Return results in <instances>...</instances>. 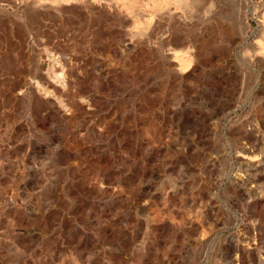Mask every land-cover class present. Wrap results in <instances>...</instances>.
I'll return each instance as SVG.
<instances>
[{
  "label": "rangeland",
  "instance_id": "rangeland-1",
  "mask_svg": "<svg viewBox=\"0 0 264 264\" xmlns=\"http://www.w3.org/2000/svg\"><path fill=\"white\" fill-rule=\"evenodd\" d=\"M27 1L0 15L57 0ZM86 1L56 10L83 29L74 61L34 39L0 58V264H264V0H103L111 16ZM108 31L132 48L104 50L100 74L88 56Z\"/></svg>",
  "mask_w": 264,
  "mask_h": 264
},
{
  "label": "bare ground",
  "instance_id": "bare-ground-1",
  "mask_svg": "<svg viewBox=\"0 0 264 264\" xmlns=\"http://www.w3.org/2000/svg\"><path fill=\"white\" fill-rule=\"evenodd\" d=\"M2 2L4 1V3L5 2H8V3H10L12 6H14V7H18V6H23V7H28L29 5V2L27 1V0H23V1H19V2H17V0H1ZM0 1V2H1ZM97 1V0H96ZM96 1H89V0H87L86 1V4H87V6L92 10V11H94V12H98L99 14L100 13H103V12H105V13H107L106 15H109V16H111V14H110V12L108 13L106 10H108V11H110V9L108 8V6L109 7H111V5H110V3L109 2H107V1H103V2H96ZM168 1H170V2H172V1H176V0H168ZM33 2H35L34 0H33ZM178 2V1H177ZM180 2H183V0L181 1L180 0ZM8 3H6V4H8ZM31 3L32 2H30V6H31ZM38 3V2H37ZM78 4V3H81V2H79V0H57L55 3H54V7L53 8H45V11L44 12H41L39 9H36V10H30L29 12H27L28 14H27V23H25V24H22L21 23V21H19V20H17L16 18L14 19H11V18H9L8 16H5V14H4V16H2V15H0L1 17H0V58H1V56H3V54L5 55L6 53H8L9 51H11V50H14V49H19V50H21L24 46L26 47V44H27V42L30 40V39H34V40H36V42H37V48H43V47H45L46 45H51V46H53V47H57V48H59V52H61L62 54L64 53L65 55H69V58L70 59H72L73 61L76 59V58H78L77 56L76 57H74V55L72 54V53H70V45H71V43L73 42V40L75 41V39L74 38H76L75 36H76V34L78 33V32H80V31H82V30H80V28H79V26H77V25H75V24H70V23H63L62 22V20L58 17V14L56 13V10H60V11H64V12H66L67 10H65V7L66 6H68V4ZM167 3V2H166ZM176 3V2H175ZM46 4V3H45ZM177 4V3H176ZM181 4H184V3H181ZM173 5V4H172ZM34 6V5H33ZM50 6V5H49ZM70 6V5H69ZM72 6V5H71ZM175 6V5H174ZM185 6V5H184ZM35 7V6H34ZM87 7V8H88ZM29 8H31V7H29ZM42 8V7H41ZM63 8V9H62ZM86 8V9H87ZM44 9V8H43ZM67 9V8H66ZM71 9H73V8H71ZM77 9V8H76ZM23 10H24V8H23ZM78 10H80V9H78ZM161 10V9H160ZM171 9H169V11H170ZM71 11V10H70ZM75 11V15L76 16H78V18H79V20L80 21H82V17H81V14H80V12H78L77 10H74ZM167 9H166V7H165V9L162 11V12H160V13H157L158 14V16H157V14H156V16L158 17V20H157V23H160L161 21H164V22H166V20H169V18L171 17V13L169 12ZM91 12V11H90ZM73 12L71 11V14H72ZM2 14V13H1ZM63 14V13H62ZM192 16V15H191ZM11 17V16H10ZM74 17V16H73ZM76 18V17H75ZM122 18V17H121ZM24 19V18H23ZM110 19V18H109ZM65 20V19H64ZM75 20V19H74ZM94 20V19H93ZM92 20V21H93ZM114 20V19H113ZM25 21V20H24ZM86 21H88V19H86ZM96 21V20H95ZM115 21V20H114ZM160 21V22H159ZM65 22V21H64ZM77 22H78V20H77ZM76 23V22H75ZM92 23V22H91ZM85 24V23H84ZM107 24V23H106ZM29 25V28L27 27ZM115 24H113V26H114ZM112 26V27H113ZM120 26V25H119ZM27 27V28H26ZM157 26H152V25H147L146 27H144L142 30H141V37H143V38H147V37H149V36H151L152 34H153V32H154V29L156 28ZM90 28L91 29H94V25L93 24H91L90 25ZM114 28V27H113ZM121 28H123V27H121ZM121 28H118V29H121ZM111 30V29H110ZM116 30V29H115ZM114 30V31H115ZM86 31V30H85ZM114 31H108L107 32V34H105V32H103L104 34L101 36V34L99 35V38L96 40L97 42H95L94 44H93V48H92V51L91 52H89L90 53V55L88 56L89 57V61H90V67L93 69V70H95L96 71V73H100V74H102L103 72H105V68H106V65H105V61L107 60L108 61V58H106V56L105 57H103V55H102V52L104 51V50H106V51H110V53H111V56H112V60H114V59H119L120 57H121V55H123V54H125V53H129L130 52V49L132 48V38H130L129 36V34H127L126 32L124 33H118V35L114 32ZM84 32V31H83ZM88 33V32H87ZM83 34V33H82ZM79 35V34H78ZM80 35H81V33H80ZM84 35V34H83ZM88 36V35H87ZM106 36V38H104ZM80 37V36H79ZM137 37V36H136ZM78 38V37H77ZM83 38V37H82ZM104 38V39H103ZM95 39V38H94ZM77 41V40H76ZM81 41V40H80ZM31 43V42H30ZM33 43H34V41H33ZM133 44H135V42L133 43ZM31 45V44H30ZM92 46V45H91ZM72 47V46H71ZM27 48H29V47H27ZM34 48V47H33ZM36 48V47H35ZM34 48V49H35ZM79 48V47H78ZM24 49V48H23ZM51 49V48H50ZM54 49V48H53ZM52 49V50H53ZM77 49V48H76ZM47 50H49V48H47ZM46 50V51H47ZM87 50V49H86ZM32 51V50H31ZM40 51H41V49H40ZM132 51H133V49H132ZM131 51V52H132ZM17 52H18V50H17ZM23 52H24V50H23ZM42 52V51H41ZM50 52V51H49ZM58 52V53H59ZM76 52V51H75ZM177 52V51H176ZM188 54H192V52L191 51H189V50H187L186 51ZM14 53H15V51H14ZM21 53V52H20ZM19 53V54H20ZM27 53V52H26ZM45 53V52H44ZM9 54V53H8ZM18 54V53H17ZM16 55L15 54V56H20V55ZM31 54H33V53H31ZM36 56H37V59H34V58H31V62L33 63V64H36V61L37 62H39L40 63V65L42 66L43 64H44V60H43V56H42V53H40L39 51H38V53L36 52ZM169 54V55H168ZM167 55V57H169V59H167V60H174V58L176 57V54L177 53H175V52H169ZM107 55V54H106ZM26 56V55H25ZM29 56H30V54H29ZM28 56V57H29ZM32 56H34V55H32ZM47 56V55H46ZM109 56V55H108ZM110 56V57H111ZM191 56V55H190ZM21 57H22V55H21ZM60 57H62V55L60 56ZM13 58H15L14 56H13ZM24 58V60H26V61H28L27 60V58H25V57H23ZM48 58V57H47ZM65 58V57H64ZM7 59V58H6ZM84 59V58H83ZM16 60V59H15ZM18 60H20L18 63H16V61H15V63L16 64H20V62L22 61L21 59H18ZM46 60H48V59H46ZM62 60H64V59H62ZM85 60V59H84ZM192 60V59H191ZM69 61V60H68ZM29 62H30V60H29ZM28 62V63H29ZM46 62V61H45ZM70 62V61H69ZM10 63V62H9ZM14 63V64H15ZM48 63V62H47ZM76 63V62H75ZM108 63V62H107ZM222 63V62H221ZM114 64V63H113ZM17 65V66H18ZM48 65V64H47ZM117 65V64H116ZM175 65V64H174ZM24 67L25 66V64H24V66L23 65H19V67ZM27 66V65H26ZM176 66V65H175ZM113 67V66H112ZM11 68V67H10ZM9 68V69H10ZM29 68V67H28ZM8 69V70H9ZM33 69H34V67H33ZM92 69H90V70H92ZM110 70H111V68H109ZM109 69H107V70H109ZM15 70H17L16 68H15ZM42 69H40L39 70V72L41 71ZM175 71H174V76L176 77H181L184 73H185V71L183 70V69H181V67L179 68L178 67V69H174ZM27 71H29V70H27ZM30 71H32L31 70V68H30ZM43 71V70H42ZM9 72V71H8ZM11 72V71H10ZM33 72H35V71H33ZM32 72V73H33ZM110 72V71H109ZM114 72V71H113ZM113 72H112V74H113ZM15 73V72H14ZM23 73H26V71L25 72H23ZM37 73H38V71H37ZM36 73V74H37ZM43 73V72H42ZM12 74H13V72H12ZM17 74V73H16ZM34 74V73H33ZM33 74H31V75H33ZM45 74V73H44ZM26 76V75H25ZM27 76H28V74H27ZM29 76H30V74H29ZM37 76H38V74H37ZM20 77V76H19ZM23 77H24V75H23ZM32 77V76H31ZM43 77H45V75L43 76ZM30 78V77H29ZM34 78V77H33ZM46 78V77H45ZM185 78V77H184ZM42 79V78H41ZM47 79H48V77H47ZM27 80H29V79H27ZM31 80H32V78H31ZM37 80V79H36ZM36 80H34V81H36ZM42 80H44V79H42ZM41 81V80H40ZM24 82H28V84H29V87H28V90L29 89H31V90H34V92H35V90H37V84H35L33 81H24ZM38 82V84H39V81H37ZM44 82H46V81H44ZM51 82H53V81H51ZM47 83V82H46ZM41 84V86H43L42 84V82L40 83ZM54 84H55V82H54ZM27 85V83L25 84V83H23V85H20V87L17 89V91L18 92H16V93H5V95H4V98H5V100H7L10 104H12V103H23V96H22V94L24 93L23 92V90L26 88L25 86ZM51 85V84H50ZM63 85V84H62ZM19 86V85H18ZM46 86V85H45ZM49 86V85H48ZM48 86L46 87L47 89H48ZM59 86V85H58ZM64 86V85H63ZM40 87V86H39ZM38 87V88H39ZM52 87V86H51ZM55 87L53 86V89H54ZM58 88V87H57ZM52 89V88H51ZM56 89V88H55ZM60 89V88H59ZM58 89V90H59ZM61 90V89H60ZM15 91H16V89H15ZM46 91V90H45ZM51 91V90H50ZM27 92V91H26ZM25 92V93H26ZM52 92H54V91H52ZM51 92V93H52ZM56 92V91H55ZM27 94V93H26ZM32 94V93H31ZM38 94H40V93H34V95H38ZM61 94V93H60ZM24 95V94H23ZM28 95H29V93H28ZM51 95V94H50ZM64 95H65V93H64ZM72 95H74V94H72ZM31 96V95H30ZM39 96V95H38ZM42 96V95H41ZM41 96H40V98H41ZM78 96V95H77ZM3 97V96H2ZM35 97V96H34ZM43 97V96H42ZM45 97V96H44ZM46 97H47V95H46ZM69 97V96H68ZM219 97V96H218ZM38 98V97H37ZM56 97H54V99H55ZM67 98V97H66ZM134 99V98H133ZM44 100V99H43ZM46 100H48V99H46ZM49 100H52V99H49ZM64 100H66V99H64ZM69 100V99H68ZM25 101V100H24ZM31 101H34V100H31ZM26 102V101H25ZM46 102H48V101H46ZM134 102V101H133ZM27 103V102H26ZM33 103V102H32ZM56 103V102H55ZM63 103V102H62ZM67 103V102H66ZM76 103V102H75ZM79 103L81 104V105H85V101H83V100H79ZM9 104V105H10ZM29 104V103H28ZM34 104V103H33ZM133 104V103H132ZM19 105V104H18ZM41 105V104H40ZM87 105V104H86ZM135 105V104H134ZM33 107H35V106H33ZM49 107H52V104H49L48 105V108ZM56 107V106H55ZM60 107V106H59ZM69 107V106H68ZM46 108H47V106H46ZM53 108V107H52ZM61 108V107H60ZM74 108V107H73ZM78 108H80V107H78ZM88 108V107H87ZM32 109V108H31ZM34 109V108H33ZM36 109V108H35ZM133 109H134V107H133ZM30 110V109H29ZM48 110V109H47ZM46 110V111H47ZM50 110V109H49ZM48 110V111H49ZM58 110V109H57ZM64 110H65V108H64ZM87 111H88V109H86ZM44 111H45V108H44ZM47 111V112H48ZM56 111V110H55ZM62 111V110H61ZM60 112V111H59ZM63 112V111H62ZM73 112V111H72ZM33 113V112H32ZM54 113V112H53ZM65 113V112H64ZM132 113H133V110H132ZM131 113V114H132ZM62 115V114H61ZM64 115V114H63ZM63 115H62V117H63ZM50 116V115H49ZM53 117H54V115H53ZM66 117V116H65ZM64 117V118H65ZM104 117V116H103ZM107 117H110V116H107ZM8 121V120H7ZM109 125V124H108ZM100 126V125H99ZM106 126V125H105ZM70 127H72V126H70ZM98 130V129H97ZM72 131H74V130H72ZM71 131V132H72ZM111 131V130H110ZM109 131V132H110ZM79 134H80V132H79ZM96 134H98V136H104L103 134L104 133H101V130L99 129V131L96 133ZM110 136V135H109ZM79 137H81L80 135H78V134H76V133H74V132H72V133H70V135H69V138L72 140V142H77V140L79 139ZM70 147V146H69ZM239 157V156H238Z\"/></svg>",
  "mask_w": 264,
  "mask_h": 264
}]
</instances>
